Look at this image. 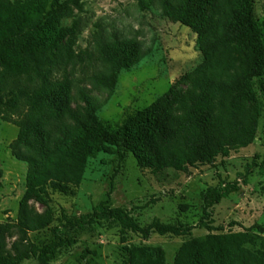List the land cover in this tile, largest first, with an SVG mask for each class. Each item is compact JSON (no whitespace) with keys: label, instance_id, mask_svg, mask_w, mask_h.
I'll return each instance as SVG.
<instances>
[{"label":"trees","instance_id":"1","mask_svg":"<svg viewBox=\"0 0 264 264\" xmlns=\"http://www.w3.org/2000/svg\"><path fill=\"white\" fill-rule=\"evenodd\" d=\"M83 7V0H0V118L19 128L10 148L18 161L27 164L18 216L20 241L14 250L19 259L32 256L37 264H51L68 245L70 234L99 223L116 225L145 240L153 234L192 235L193 227L157 219L141 226L128 210L112 207L109 194L86 216L65 218L52 228L49 242L34 245L29 234L48 226V221L32 218L27 202L44 199L49 189L66 193L79 187L90 158L117 153L124 159L131 153L139 168L168 177L169 172L212 164L221 151L250 146L259 128L258 117L247 110V104L258 98L253 82L264 81V33L253 0H164L162 10L168 20L203 38L199 92L192 94L184 114L174 116L179 98L170 89L116 129L98 119V107L87 98L88 113L73 109L70 81L58 76L81 59L75 50L78 24L64 22ZM142 58V44L136 39L106 46L101 61L108 72L93 76V84L114 92L120 73ZM237 189V182L221 183L203 193L199 226L209 233L185 241L172 264H264V246H250L253 233L264 235V226L227 233L214 226V206ZM124 250L127 264H168L161 247L126 246ZM0 264H15L2 246Z\"/></svg>","mask_w":264,"mask_h":264},{"label":"rangeland","instance_id":"2","mask_svg":"<svg viewBox=\"0 0 264 264\" xmlns=\"http://www.w3.org/2000/svg\"><path fill=\"white\" fill-rule=\"evenodd\" d=\"M163 1L83 0V11L64 22L68 26L76 22L79 29L75 50L81 59L58 74L70 81L73 109L88 113L84 98L89 99L98 107V119L111 129L170 89L179 98L173 115L180 116L189 109L192 94L199 92L198 68L203 61L199 43L203 38L168 20L162 10ZM253 1L264 33V0ZM132 39L142 44L141 61L120 73L114 92L95 86L92 77L108 72L101 61L102 50ZM253 85L258 98L247 104L248 113L259 119L253 144L236 151H221L212 164L177 174L169 172L168 177L139 168L131 153H126L124 159H119L117 153H99L89 159L79 187L66 193L49 189L44 199L27 202L32 218L48 221V226L29 234L30 241L36 246L49 242L52 228L65 218L86 216L110 194V205L128 210L141 226L157 219L164 224L193 227L192 235L153 234L145 240L116 225L99 223L70 234L68 245L59 250L51 264H127L126 246L161 247L167 263L172 264L185 241L209 233L199 226L203 193L221 183L234 182L238 189L213 208L214 226L222 227L224 233L243 231L256 224L264 226V81H254ZM18 135L19 128L14 123L0 118V248L15 264H37L32 256L19 259L14 250L20 241L18 216L27 175V164L18 161L10 148ZM250 246L263 247L264 235L253 233Z\"/></svg>","mask_w":264,"mask_h":264}]
</instances>
